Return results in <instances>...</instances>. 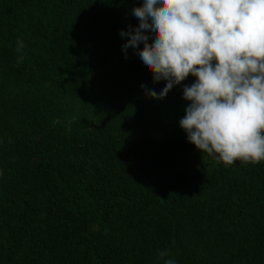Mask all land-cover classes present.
<instances>
[{"label":"trees","instance_id":"1","mask_svg":"<svg viewBox=\"0 0 264 264\" xmlns=\"http://www.w3.org/2000/svg\"><path fill=\"white\" fill-rule=\"evenodd\" d=\"M137 6L0 0V264H264V162L188 141L195 77L145 95L166 81L122 49Z\"/></svg>","mask_w":264,"mask_h":264},{"label":"clouds","instance_id":"2","mask_svg":"<svg viewBox=\"0 0 264 264\" xmlns=\"http://www.w3.org/2000/svg\"><path fill=\"white\" fill-rule=\"evenodd\" d=\"M139 21L121 30L153 82L166 81L163 99L183 85L189 101L179 125L203 154L232 166L264 162V0H139L131 10ZM141 43L143 47L140 48ZM16 41L17 62L26 58ZM162 264H177L170 249H158Z\"/></svg>","mask_w":264,"mask_h":264}]
</instances>
